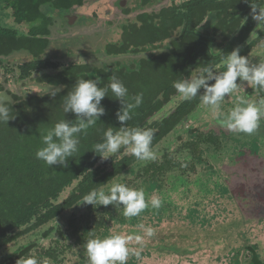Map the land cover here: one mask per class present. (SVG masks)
Here are the masks:
<instances>
[{
	"label": "trees",
	"instance_id": "1",
	"mask_svg": "<svg viewBox=\"0 0 264 264\" xmlns=\"http://www.w3.org/2000/svg\"><path fill=\"white\" fill-rule=\"evenodd\" d=\"M87 1L0 0V10L7 11L12 23L20 27L18 31L0 25V99L11 103L15 113L14 119L0 124V264H17L29 255L36 256L40 264H60L57 247L44 248L37 239L21 241L63 220L67 213L69 235H59L78 245L85 260L84 245L92 233L109 235L111 225L126 221L122 206L81 203L91 189L107 190L113 181L130 174L136 178V188L150 193L167 185L166 175L170 172L185 175L189 171L183 167L184 162L167 153L160 161L142 165L124 149L106 160L91 150L95 143L103 141L108 127H121L116 118L121 105L110 96L102 99L105 114L87 135L81 136L79 152L69 158L67 168H49L37 160L41 131L61 119H75L74 113H63L62 97L77 78H98V86H103L116 76L131 94L142 92L144 102L128 127L153 129L155 149L189 119L200 103L199 97L182 100L167 115L155 119L178 94L173 82L194 75L203 63L218 64V70L223 71L224 54L243 47L240 54L247 56L264 39L262 31L250 40L256 22L246 0H133L132 6L121 9L117 22L105 17L110 30L100 38L99 47L86 50L89 60H96L61 62L65 57H55L51 49L60 20L55 12L73 11L86 6ZM60 86L63 87L55 97L47 93ZM248 94H255L257 100L264 97L255 88ZM189 133L194 137L185 142L184 149L197 163L203 160L208 147L220 149V136L195 129ZM193 167L191 164L190 169ZM83 205L86 212L76 218L75 210ZM52 229L42 232L43 239ZM55 243L57 246L58 240ZM10 247L15 248L6 252ZM241 254L246 255L244 264H264L254 245L244 246Z\"/></svg>",
	"mask_w": 264,
	"mask_h": 264
},
{
	"label": "rangeland",
	"instance_id": "2",
	"mask_svg": "<svg viewBox=\"0 0 264 264\" xmlns=\"http://www.w3.org/2000/svg\"><path fill=\"white\" fill-rule=\"evenodd\" d=\"M182 1L175 0L177 3ZM133 4V0H88L86 6L73 11H56L55 15L60 20L51 44L53 55L65 57L61 59L65 63L89 60L90 56H86L88 50L99 47L102 42L100 38L105 37L104 34L111 28L104 23L105 17L110 16L111 20L117 22L121 9ZM72 15L75 18L69 24L67 16ZM0 25L20 31L7 11L0 10ZM262 31L264 29L256 27L250 40ZM247 56L254 63L264 62V39ZM97 59L101 61V57ZM93 60L96 57L89 61ZM252 88L245 82L231 97H226L221 110L226 113L231 109L237 94H244L249 100L256 101L255 94H248ZM31 90L35 88L31 87ZM180 101L179 94L174 95L154 118L167 115ZM192 129L204 134L212 132L221 138L220 149L214 151V146L208 147L200 163L184 149L185 142L194 137L189 133ZM154 150L157 160H162L165 153L170 154L172 159L184 162L183 167L189 171L185 175L179 171L170 172L166 175L165 187L145 193L146 200L153 195L162 200L158 210L149 207L139 217L126 218L124 223L113 224L108 229L110 234L130 235H143L139 224L155 229V235L145 238L143 245L135 241L130 244L131 254L127 264H234L235 260L236 264H244L246 255L241 253L248 245L256 247L264 262V119L252 135L232 132L223 118L217 117L200 102L189 119ZM140 163L145 165L148 162ZM191 164L195 165L193 170L190 169ZM113 182L128 183L129 187L134 188L137 185L136 178L130 174ZM84 212L85 205L74 213L78 218ZM69 217L68 213L65 214L63 220H58L21 243L37 239L44 248L57 247L60 264L85 263L88 259L87 256L85 260L80 256L81 248L59 235V232L69 235ZM51 227L53 229L43 239L42 232ZM56 240L59 242L57 246ZM68 244L72 246L68 247ZM13 248H8L6 252H11Z\"/></svg>",
	"mask_w": 264,
	"mask_h": 264
},
{
	"label": "clouds",
	"instance_id": "3",
	"mask_svg": "<svg viewBox=\"0 0 264 264\" xmlns=\"http://www.w3.org/2000/svg\"><path fill=\"white\" fill-rule=\"evenodd\" d=\"M250 6L251 18L256 27L264 29V0H246ZM247 17H245V20ZM223 71L220 65L203 63L194 75L173 82V87L182 100L192 101L199 97L200 102L223 121L228 130L247 135L254 134L264 119V97L251 101L244 94L235 96L234 106L226 113L221 105L226 97L236 93L241 85L247 82L253 88L264 93V62L254 63L248 56L240 54V47L234 48L221 57ZM239 81V83H238ZM100 79L77 78L67 95L62 97L63 113L72 112L74 120L61 119L53 126L40 133L41 146L35 152V158L49 168L68 167L69 158L79 152L81 136L87 135L88 130L96 126L100 117L105 114L101 104L105 96L117 99L121 107L116 112V118L121 127H108L103 134V141L95 143L91 150L102 159L118 154L121 149L142 162L155 161L157 153L153 147L155 132L151 128L128 127L138 109L144 102L143 93L135 95L129 92L126 85L116 76L103 86H98ZM60 87L49 90L55 97L61 91ZM203 89L201 92L200 90ZM111 93V95H109ZM15 118L11 103L0 99V124H7ZM81 203L93 207L113 205L123 207V216L131 219L139 217L146 209H159L162 200L153 195L146 200L143 188L129 187L125 183L113 182L107 190L93 188L82 197ZM143 235L113 233L106 236L91 234L85 242L88 264H127L131 250L130 244L135 241L143 245L145 238L155 235L151 226L139 224ZM19 264H40L34 255L20 258Z\"/></svg>",
	"mask_w": 264,
	"mask_h": 264
},
{
	"label": "water",
	"instance_id": "4",
	"mask_svg": "<svg viewBox=\"0 0 264 264\" xmlns=\"http://www.w3.org/2000/svg\"><path fill=\"white\" fill-rule=\"evenodd\" d=\"M74 18H75V16H73V15L72 16H67L68 23L70 24L71 20L74 19Z\"/></svg>",
	"mask_w": 264,
	"mask_h": 264
},
{
	"label": "flooded vegetation",
	"instance_id": "5",
	"mask_svg": "<svg viewBox=\"0 0 264 264\" xmlns=\"http://www.w3.org/2000/svg\"><path fill=\"white\" fill-rule=\"evenodd\" d=\"M120 16H118V18H119Z\"/></svg>",
	"mask_w": 264,
	"mask_h": 264
}]
</instances>
